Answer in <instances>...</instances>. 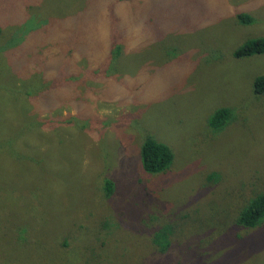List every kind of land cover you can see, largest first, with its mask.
Listing matches in <instances>:
<instances>
[{"label":"rangeland","instance_id":"rangeland-1","mask_svg":"<svg viewBox=\"0 0 264 264\" xmlns=\"http://www.w3.org/2000/svg\"><path fill=\"white\" fill-rule=\"evenodd\" d=\"M0 28V264H264V224H236L264 191V54L234 56L264 0H0Z\"/></svg>","mask_w":264,"mask_h":264},{"label":"trees","instance_id":"trees-1","mask_svg":"<svg viewBox=\"0 0 264 264\" xmlns=\"http://www.w3.org/2000/svg\"><path fill=\"white\" fill-rule=\"evenodd\" d=\"M239 23L243 25H249L253 23L252 17L246 15L245 13L238 14ZM0 28V35H1ZM264 54V38L250 40L244 43L240 48L234 52L236 58H245L254 55ZM254 93L258 96L264 95V75L259 76L254 81ZM232 114L228 108L217 109L209 119L210 127L215 131H220L221 127L231 120ZM68 121V126L82 125L81 122H76L73 120ZM140 159L142 168L145 173L150 175L165 173L171 168L174 161V154L169 145L159 141L153 136H147L140 149ZM213 173L210 174L209 180H212ZM208 180L209 183H212ZM109 185H113L111 181L107 182ZM223 213H226L225 207L223 208ZM214 219L210 218L207 222L210 225L213 224ZM227 220H222L216 218V225H226ZM236 224L239 227L246 229H254L264 224V191L257 194L247 205H245L239 212ZM163 230L158 236L159 238L155 241L159 243L161 240L165 239L167 242V247L169 246V234ZM166 251V249H161V252Z\"/></svg>","mask_w":264,"mask_h":264}]
</instances>
